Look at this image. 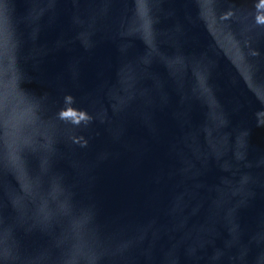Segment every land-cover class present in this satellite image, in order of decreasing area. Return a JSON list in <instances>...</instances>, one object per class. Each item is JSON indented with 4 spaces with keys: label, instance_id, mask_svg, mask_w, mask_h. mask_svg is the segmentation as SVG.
Returning a JSON list of instances; mask_svg holds the SVG:
<instances>
[{
    "label": "water",
    "instance_id": "water-1",
    "mask_svg": "<svg viewBox=\"0 0 264 264\" xmlns=\"http://www.w3.org/2000/svg\"><path fill=\"white\" fill-rule=\"evenodd\" d=\"M258 2L0 0V77L36 116L0 166V264H65L69 246L90 264H264ZM68 95L91 122L58 119Z\"/></svg>",
    "mask_w": 264,
    "mask_h": 264
},
{
    "label": "clouds",
    "instance_id": "clouds-1",
    "mask_svg": "<svg viewBox=\"0 0 264 264\" xmlns=\"http://www.w3.org/2000/svg\"><path fill=\"white\" fill-rule=\"evenodd\" d=\"M257 14L255 22L258 25H264V0H259L255 5ZM17 68V72H18ZM4 83L0 84V166L11 168L14 165L13 157H23L27 150L26 138L31 135L35 125L36 116L26 112L28 102L31 100L30 94L21 87V81L16 79L13 87L7 85L8 75L5 73L0 77ZM23 98L25 104L18 101ZM75 101L71 95L64 99V107L58 113V119L73 127H79L82 124H88L93 117L85 110L77 109ZM14 176V173L9 172ZM91 250L79 251L73 246L64 250L63 258L65 264H90L89 255Z\"/></svg>",
    "mask_w": 264,
    "mask_h": 264
}]
</instances>
